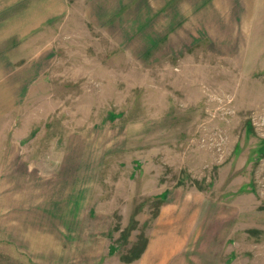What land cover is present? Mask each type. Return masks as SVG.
<instances>
[{
	"label": "rangeland",
	"instance_id": "rangeland-1",
	"mask_svg": "<svg viewBox=\"0 0 264 264\" xmlns=\"http://www.w3.org/2000/svg\"><path fill=\"white\" fill-rule=\"evenodd\" d=\"M48 31L0 117V264H264V0H70Z\"/></svg>",
	"mask_w": 264,
	"mask_h": 264
},
{
	"label": "crops",
	"instance_id": "crops-1",
	"mask_svg": "<svg viewBox=\"0 0 264 264\" xmlns=\"http://www.w3.org/2000/svg\"><path fill=\"white\" fill-rule=\"evenodd\" d=\"M69 9L70 0H0V50L11 43L19 45L12 49V57L0 54V117L19 102L20 75L35 66L32 58L21 66L22 58L15 54L27 44L36 51L37 36H50L48 28L66 17ZM41 50L50 49L37 51Z\"/></svg>",
	"mask_w": 264,
	"mask_h": 264
}]
</instances>
